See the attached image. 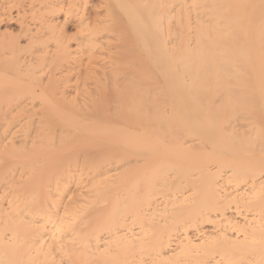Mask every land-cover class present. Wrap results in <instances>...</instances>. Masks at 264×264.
<instances>
[{
  "label": "bare ground",
  "instance_id": "obj_1",
  "mask_svg": "<svg viewBox=\"0 0 264 264\" xmlns=\"http://www.w3.org/2000/svg\"><path fill=\"white\" fill-rule=\"evenodd\" d=\"M0 264H264V0H0Z\"/></svg>",
  "mask_w": 264,
  "mask_h": 264
}]
</instances>
